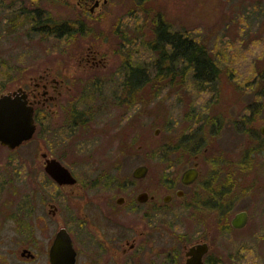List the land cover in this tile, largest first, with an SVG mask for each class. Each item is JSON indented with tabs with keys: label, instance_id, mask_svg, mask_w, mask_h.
I'll use <instances>...</instances> for the list:
<instances>
[{
	"label": "flooded vegetation",
	"instance_id": "af4514ba",
	"mask_svg": "<svg viewBox=\"0 0 264 264\" xmlns=\"http://www.w3.org/2000/svg\"><path fill=\"white\" fill-rule=\"evenodd\" d=\"M22 1L0 0L4 16L0 18V42L13 46L20 44L21 39L39 35L38 43L48 45L36 57L56 59L61 65L33 61L17 68L10 79L0 76V95L19 96L31 108L35 127L32 136L15 147L0 141V263L4 260L3 246L10 243L14 247L9 249H15L19 262L44 258L46 264H52L54 240L58 231L64 230L74 251L73 264H264V250L259 247L264 233L259 226L252 232L256 243L254 258H247L244 248L236 247L246 233L248 212L240 209L228 215L233 198L224 194L227 189L217 194L211 179L201 181L200 150L194 151L192 162L175 178L165 179L161 164H157L153 177L147 158L126 179L113 178L110 168H115V162H110L111 150L108 152L107 148L115 142V136L119 138L115 130L123 131L132 105H139L138 118H142L148 73L144 66H127L126 62L108 70L114 47L104 46L101 36L106 34L96 17L104 12L109 0H74L77 17L58 22L36 18L41 8L27 10L29 19L6 17L8 12L3 9L20 12ZM58 1L65 8L68 0ZM60 15L67 17L64 9ZM91 28L101 30L103 35L88 36ZM114 31V37L122 38L123 47L119 46L121 50H116V54L122 58L130 56L129 51L123 50L129 34L125 29ZM51 36L56 40L55 47ZM114 81L118 93L104 94V86ZM85 89L94 98L82 103ZM37 132L39 139L34 137ZM92 138H96V146L86 148ZM130 143L128 130L117 144L118 151H131ZM82 145L84 150L80 149ZM159 151L155 160L163 159L162 150ZM95 157V163L87 162ZM52 160L68 169L74 181L55 180L46 169ZM78 165L87 168L83 175L76 172ZM139 166H146L143 175L134 174ZM189 167L197 175L185 182L182 173ZM226 181L234 186L236 178ZM40 195L42 200L37 205ZM185 196L189 197L191 224L188 231H180L170 217L184 205L181 200ZM169 205L174 210H168ZM240 212H245L246 223L237 227L232 220ZM211 216L219 219L215 227L210 226ZM5 223H9L12 237H4ZM38 233L45 235V241Z\"/></svg>",
	"mask_w": 264,
	"mask_h": 264
},
{
	"label": "rangeland",
	"instance_id": "374dc122",
	"mask_svg": "<svg viewBox=\"0 0 264 264\" xmlns=\"http://www.w3.org/2000/svg\"><path fill=\"white\" fill-rule=\"evenodd\" d=\"M22 2L20 12L3 9L8 12L6 17L29 19L27 10L30 8L42 9L40 12L37 10L36 18L58 22L59 19L77 17L74 0H68L65 8L58 0ZM138 3L143 8L142 12ZM61 9L67 14L66 18L60 15ZM1 10L0 18H4ZM149 14L157 15L170 32H179L203 44L208 55L219 64V79L214 88L202 87L201 83H196L186 74L183 83L175 80L176 83L170 86L163 82V77L156 81L152 75H148L150 81L147 83L146 101L141 103L142 118H138L139 105H132L131 115L123 123V131L115 130L119 138L115 136V142L107 148L108 152L111 150L110 162L119 165H113L115 168H110V172L113 178L122 181L147 158L153 177L157 164H161L164 178L171 179L192 162L194 151L200 150L203 169L201 181L211 179L217 194L227 189L224 194L232 196L230 200L233 198L228 215L240 209L248 212L246 233L236 247L244 248L246 257L252 259L256 252L252 232L259 226L260 232L264 233V138L259 132V127L264 124V0H109L104 12L96 17L106 36H101L102 31L98 32L96 28L87 32L88 36H101L106 49H109V44L114 47L111 50L114 53L109 56V71L120 68L126 62L127 66H144L147 73H153L157 52L149 44L156 42V23ZM123 27L130 36L127 37L126 49H123L131 53L126 58L116 54L118 47H122V38L114 37V29L123 32ZM38 36L21 39L20 44L13 46L0 42V73L3 74L0 76L12 78L17 68L33 61L40 65H61L56 59L36 57L42 50H47L43 48L48 45L46 42L38 43ZM50 42H56L53 36ZM181 71L177 69L176 74ZM175 78L179 79L180 76ZM117 86L115 81L108 83L104 86V94L118 93ZM93 98L89 90L82 91V103ZM128 130L131 137V148L128 150L131 151H118L117 144ZM39 135L37 132L34 137L39 139ZM96 143V138H92L86 148L96 146ZM83 147L85 145L80 149ZM159 149L162 150L163 159L155 160ZM95 159L87 162L95 163ZM83 169L87 170L84 165H78L76 172L83 175L86 172ZM229 178H236L234 186H229V181L227 183L226 179ZM222 184L227 186L221 187ZM40 200L41 195L37 196L36 204ZM181 201L184 207L176 209L174 217L170 218L180 231H188L191 224L188 216L189 197L185 196ZM168 210L174 209L169 205ZM209 220L211 227L219 222L212 216ZM9 223H5V238L13 236L8 229ZM37 236L45 241L43 233ZM259 245L261 251L264 250V242ZM11 246L14 247L10 243L4 244V260L0 264H46L44 258L30 263L19 262L15 249H9Z\"/></svg>",
	"mask_w": 264,
	"mask_h": 264
},
{
	"label": "trees",
	"instance_id": "16d2710c",
	"mask_svg": "<svg viewBox=\"0 0 264 264\" xmlns=\"http://www.w3.org/2000/svg\"><path fill=\"white\" fill-rule=\"evenodd\" d=\"M141 1V0H137ZM139 11H143L141 4L138 3ZM151 15V14H149ZM155 20L156 29L154 31L157 40L150 43L149 46L157 52V57L153 62L154 80L163 77V82L173 86L177 80L178 83L184 82V77L187 74L196 83H201L202 87H216L220 74L219 64L208 55L207 49L203 44H200L192 39H188L179 32H170L167 25L159 22L157 15H151ZM158 25V26H157ZM159 26H162L159 28ZM159 40V41H158ZM163 44V45H162ZM162 45V46H161ZM173 69H181L182 71L176 74ZM174 73V74H173ZM147 75V81L150 76ZM180 76L179 79L175 78ZM183 76V77H182ZM205 85V86H204Z\"/></svg>",
	"mask_w": 264,
	"mask_h": 264
},
{
	"label": "water",
	"instance_id": "95a60500",
	"mask_svg": "<svg viewBox=\"0 0 264 264\" xmlns=\"http://www.w3.org/2000/svg\"><path fill=\"white\" fill-rule=\"evenodd\" d=\"M34 123L32 118V110L27 107L19 96H11L10 94L0 95V141L9 147H15L25 139H29L34 132ZM259 130L264 134V125ZM157 129L155 133H157ZM48 173L58 182L74 181V177L63 165L58 161L52 160L46 166ZM146 166L135 168V175H143ZM197 173L193 167H189L182 173V180L191 181L196 177ZM246 223L245 212L237 214L232 224L241 227ZM52 264H73L74 251L71 247L69 236L64 230L58 231L53 243L51 257ZM187 264H191L189 261ZM200 264V263H198ZM202 264V263H201Z\"/></svg>",
	"mask_w": 264,
	"mask_h": 264
}]
</instances>
